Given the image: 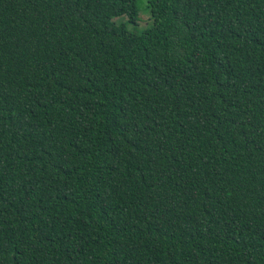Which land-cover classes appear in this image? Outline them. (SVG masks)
Here are the masks:
<instances>
[{
	"label": "trees",
	"instance_id": "obj_1",
	"mask_svg": "<svg viewBox=\"0 0 264 264\" xmlns=\"http://www.w3.org/2000/svg\"><path fill=\"white\" fill-rule=\"evenodd\" d=\"M146 3L0 0V264H264V0Z\"/></svg>",
	"mask_w": 264,
	"mask_h": 264
},
{
	"label": "rangeland",
	"instance_id": "obj_2",
	"mask_svg": "<svg viewBox=\"0 0 264 264\" xmlns=\"http://www.w3.org/2000/svg\"><path fill=\"white\" fill-rule=\"evenodd\" d=\"M137 5L139 7V19L137 24H132V23H126L127 24V28L130 31H134V32H140L142 31L144 28H147L151 25V19H149L150 15H149V10L147 9V3L146 0H137ZM124 16H120L117 17L115 19L116 22H118L119 20H126V18L124 19Z\"/></svg>",
	"mask_w": 264,
	"mask_h": 264
}]
</instances>
